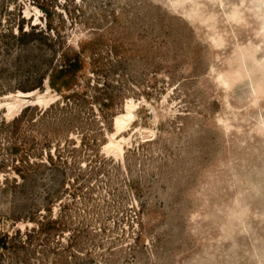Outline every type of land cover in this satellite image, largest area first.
Here are the masks:
<instances>
[{
    "label": "rangeland",
    "instance_id": "1",
    "mask_svg": "<svg viewBox=\"0 0 264 264\" xmlns=\"http://www.w3.org/2000/svg\"><path fill=\"white\" fill-rule=\"evenodd\" d=\"M0 264H264V0H0Z\"/></svg>",
    "mask_w": 264,
    "mask_h": 264
},
{
    "label": "snow or ice",
    "instance_id": "2",
    "mask_svg": "<svg viewBox=\"0 0 264 264\" xmlns=\"http://www.w3.org/2000/svg\"><path fill=\"white\" fill-rule=\"evenodd\" d=\"M77 2H78V0H77Z\"/></svg>",
    "mask_w": 264,
    "mask_h": 264
}]
</instances>
